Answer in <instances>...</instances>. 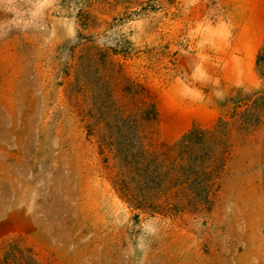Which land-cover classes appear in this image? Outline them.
<instances>
[{
    "label": "rangeland",
    "instance_id": "obj_1",
    "mask_svg": "<svg viewBox=\"0 0 264 264\" xmlns=\"http://www.w3.org/2000/svg\"><path fill=\"white\" fill-rule=\"evenodd\" d=\"M263 43L264 0H0V264H264ZM133 121L216 131L208 203L127 208L97 140Z\"/></svg>",
    "mask_w": 264,
    "mask_h": 264
},
{
    "label": "trees",
    "instance_id": "obj_2",
    "mask_svg": "<svg viewBox=\"0 0 264 264\" xmlns=\"http://www.w3.org/2000/svg\"><path fill=\"white\" fill-rule=\"evenodd\" d=\"M256 70L264 75V43ZM108 131L97 140L98 154L115 194L132 212L173 216L209 202L217 179L215 163L225 151L214 129L193 127L173 143L152 138L156 126L143 121L113 125Z\"/></svg>",
    "mask_w": 264,
    "mask_h": 264
}]
</instances>
